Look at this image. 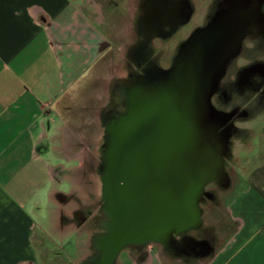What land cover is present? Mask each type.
I'll return each mask as SVG.
<instances>
[{
  "label": "crops",
  "instance_id": "1",
  "mask_svg": "<svg viewBox=\"0 0 264 264\" xmlns=\"http://www.w3.org/2000/svg\"><path fill=\"white\" fill-rule=\"evenodd\" d=\"M106 9L98 0H0V264H45L47 234L68 232L60 207L80 195L84 155L101 135L100 115L86 112L103 98L91 80L106 79L107 100L111 51L132 30ZM261 137L262 157L229 189L206 256L171 264H264V120ZM147 254L129 264H169Z\"/></svg>",
  "mask_w": 264,
  "mask_h": 264
},
{
  "label": "water",
  "instance_id": "2",
  "mask_svg": "<svg viewBox=\"0 0 264 264\" xmlns=\"http://www.w3.org/2000/svg\"><path fill=\"white\" fill-rule=\"evenodd\" d=\"M262 23L263 0H225L169 67L134 79L126 111L105 128V231L94 239L96 255L80 264H116L123 248L147 241L171 247L177 235L202 226L206 185L230 183L234 112L218 109L212 97L246 35Z\"/></svg>",
  "mask_w": 264,
  "mask_h": 264
},
{
  "label": "flooded vegetation",
  "instance_id": "3",
  "mask_svg": "<svg viewBox=\"0 0 264 264\" xmlns=\"http://www.w3.org/2000/svg\"><path fill=\"white\" fill-rule=\"evenodd\" d=\"M98 1L101 2L105 9L110 8L116 12L115 20L126 21L125 19L129 17L132 29H136V40H131L126 49L123 48L125 46L114 47L111 51L114 56V64L117 50H120V58L125 64L126 74L120 76L115 74L111 78L109 96L102 105L100 112V118L106 128L114 116L126 111L128 96L133 87L134 79L145 76L147 73H154L159 67H169L179 45L197 27L205 25L225 0H205L203 6L206 12L200 15H197L195 0ZM121 14H124L126 18L123 20L119 18ZM126 36H129V34ZM174 42H177V45L173 53H171L169 47ZM259 48L264 49L263 23L261 24V29L252 30L246 35L240 54L229 64L217 92L212 97V102L218 109L234 112L229 123L245 117V113L253 110L252 107H248L242 102H255L253 107L261 106L264 103V57L253 58L243 65L236 64V60L242 56L250 59ZM168 58L169 62H164ZM229 123L224 125V127L229 125ZM233 133V135L238 133L236 127ZM227 159L228 155L225 157V169L228 172ZM100 167L101 164L97 167L99 171ZM228 175L230 178L228 187H223L213 181L208 183L206 188L215 186L228 192L233 184L229 172ZM208 190V196H205L204 201L219 203L216 190ZM104 218L105 216H101V214L94 217L98 230L92 239L93 255L97 253L94 239L105 230ZM214 230L213 226L203 224L198 229L177 235V243L174 246L168 247L163 243L147 241L146 243L127 246L122 249L120 254L125 251H137L141 258L148 252V245H150L151 249L159 245L161 247V256L167 253L184 261H194L206 256L208 250L206 243L212 244L216 239ZM189 236H192L193 239Z\"/></svg>",
  "mask_w": 264,
  "mask_h": 264
},
{
  "label": "rangeland",
  "instance_id": "4",
  "mask_svg": "<svg viewBox=\"0 0 264 264\" xmlns=\"http://www.w3.org/2000/svg\"><path fill=\"white\" fill-rule=\"evenodd\" d=\"M197 7V15L205 13L206 10L203 6L205 0H195ZM106 11H110L106 9ZM114 12V11H113ZM116 15V12H114ZM121 19H125L126 16L121 14ZM124 26L130 23L129 17L125 19ZM136 29H132L129 36L119 38L117 42L124 49L131 40H136ZM131 35V36H130ZM177 42L170 45V52L173 53ZM119 49L115 55V63L110 67L111 74L118 76L126 74L125 64L120 58ZM264 57V49L259 48L254 52L250 59L240 57L236 60L237 65H243L253 58ZM169 62V58L164 62ZM167 62V63H168ZM165 64V63H164ZM106 79H92L91 85L99 91L103 98L94 102L87 108L86 112L88 115L97 118L100 115L101 108L104 102H106L107 92L105 91ZM242 104L252 107V111L245 113V117L237 119L232 122L233 132L234 128L238 129V133L233 135L232 133L228 151L227 159V170L231 175L233 182L242 180L243 176L256 164L262 157V137H261V126L264 120V103L261 106L253 107L255 102H242ZM101 107V108H100ZM100 108V110H99ZM95 128H100L101 135L98 142L93 145V153L84 155V162L86 163L85 170H80V195L78 197L69 196L67 208L60 207V210L68 215L69 221L65 223L63 229L67 228L68 232L64 238L57 234H47V246L51 248L48 252L46 250L40 252L45 264H78L86 261L89 257L94 256L92 250V239L94 238L95 232L98 230L94 222V217L98 214L105 216L106 214L102 210L103 192H102V174L98 170V165L104 161V149L106 145V133L105 125L101 120L99 123H94ZM66 188V187H65ZM64 188V189H65ZM68 189V188H67ZM215 189L217 192L219 203L206 202L204 199L200 203L202 211L203 224L213 226L215 230L220 231L222 228V222H224L227 216L226 198L229 191H223L215 186H209L206 188ZM71 194V193H70ZM62 206H65L63 204ZM101 206V209H100ZM225 219V220H224ZM202 224V225H203ZM67 225V227H66ZM105 231V230H104ZM150 249V245L147 246ZM152 253L155 255L158 251H161V247H154ZM165 259L171 264V255L165 253ZM137 256L139 261L145 260L148 254H144L140 258L137 251L134 252H122L118 258L116 264H129L131 257ZM162 257V256H161Z\"/></svg>",
  "mask_w": 264,
  "mask_h": 264
}]
</instances>
